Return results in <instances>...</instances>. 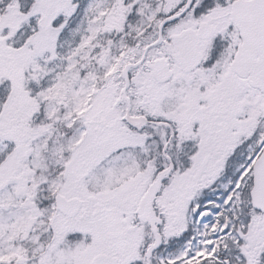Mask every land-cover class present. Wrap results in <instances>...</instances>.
<instances>
[{
  "label": "snow or ice",
  "instance_id": "snow-or-ice-1",
  "mask_svg": "<svg viewBox=\"0 0 264 264\" xmlns=\"http://www.w3.org/2000/svg\"><path fill=\"white\" fill-rule=\"evenodd\" d=\"M0 264H264V0H0Z\"/></svg>",
  "mask_w": 264,
  "mask_h": 264
}]
</instances>
